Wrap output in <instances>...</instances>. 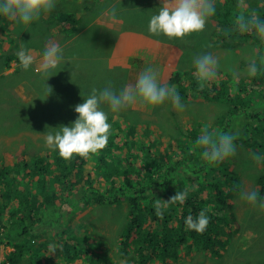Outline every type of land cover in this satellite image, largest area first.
I'll use <instances>...</instances> for the list:
<instances>
[{
	"label": "rangeland",
	"instance_id": "1",
	"mask_svg": "<svg viewBox=\"0 0 264 264\" xmlns=\"http://www.w3.org/2000/svg\"><path fill=\"white\" fill-rule=\"evenodd\" d=\"M105 1L107 6L105 8L99 6L94 18L85 25H83L84 21H81L79 30L70 33L72 36L67 40L62 38L63 26L52 27L48 30L50 34L43 32L38 27L43 20V14L38 21L28 26L0 16V18H4V20L0 19V43L4 44L3 47H0V162H5L8 167L18 169L24 165V159L29 164L38 157H46L45 154H51L53 150L45 144L46 134L49 131L59 130L60 126H71L78 118V114L74 111L75 106L84 102L92 88L103 89L111 83L113 89L118 93L126 84L135 83L139 73L149 66L157 71L158 81L168 87L174 85L179 96L183 93H180L179 89L187 87L183 93L184 101H181L184 105L182 111L175 109L171 101H165L158 107H149L137 102L121 110L116 116L113 114L114 119H110L112 112L107 105H102V107L108 113V122L112 128L114 121H120L128 130H135V122L139 123V129L151 125L154 129L151 138L155 135L162 137L158 146L163 153H166L165 149L172 139L170 134L176 131L178 121L183 123L199 118L203 119L199 121L202 123L201 125L210 123V126L213 125L217 130L222 129L218 119L225 110L223 108L217 110L216 106L219 105L213 103V100L209 101V99L201 97L197 88H189V85L199 87L194 75L193 61L196 56L210 52L219 61L218 72L236 73L244 76H249L248 69L251 63L259 62L260 57L264 60V55L260 56L264 53V41L257 35L255 38L248 39L247 42H240L235 50L224 47L223 44L214 45L211 40L213 34L211 31H214L216 21L209 18L204 31L193 33L184 39H168L163 35L153 36L149 34V31L147 33V31L135 28L136 26L148 29L149 23L143 19H128L127 25H133V29L127 28L125 19L117 15L114 21H110L108 13L114 6L113 3L120 0H114L113 3L109 0ZM128 1L123 0L124 9H130ZM218 1L225 3L231 0H213L214 4ZM133 3L132 7L137 12L135 19L139 16L146 17L145 13L148 12L146 7L157 8L156 11L161 7V0H133ZM233 4L235 12L239 11L238 13L245 15L255 12L258 15L256 9L264 7V0H243V6H241V0H234ZM68 8L78 9L82 6L77 0H57L54 9L66 11ZM222 11L225 12V9ZM87 13L92 15L90 11ZM78 14L81 15V12ZM232 21L234 22L235 19L232 18ZM64 26L67 27V25ZM50 40L59 43L63 49V59L60 66L52 70L50 73L52 76L46 81L53 89L46 97L44 94L45 80L38 68L45 44ZM204 42L209 46H204ZM21 45L30 50L36 59V63L27 71L20 67L16 56ZM122 45H124L123 49H121ZM9 56L12 57L8 58ZM257 67L260 69L259 65ZM246 79H241L240 82L251 83V78ZM257 104L264 106V100L257 99ZM119 114L123 117L117 118ZM185 137L182 138L183 141L188 139V136ZM118 142L123 143L120 137L115 141V143ZM235 144V156L224 160L228 164L229 171L233 172L234 165L237 169L242 166L244 170L239 171L241 176L240 191H256L259 200H264L260 195V183L258 182V177L263 172L261 163H264V159L261 160V163H257L253 159V154H259L261 157H264V154L261 153V150L255 151L247 146L243 147L238 138ZM261 144L262 142L255 146L260 149ZM171 145L169 149L171 160L169 161L167 155L160 153L158 162L168 160L169 168L173 166L171 163L183 164L179 169L180 174L185 175L183 177L195 173L202 166V163L197 164L204 160L202 148L196 147L190 141L182 147L178 142L176 144L173 142ZM108 146L109 144L106 147ZM113 149V156H107L110 161H116V157L119 155L127 157L128 153L123 147L114 145ZM100 153L101 151L98 154H90V157L85 159L86 173L73 179V184L70 187L73 195L72 200L66 197L68 195H63V185L57 186L56 190L50 194L54 206L62 205L63 217L46 215L45 212L40 211V208L31 206L33 202L31 200H29L30 204L17 202L14 205L6 206L5 198L8 196L3 198L0 193V209L4 211L0 232L5 231V224L11 223L12 219H19L24 214H28V229L24 235H27V238L32 242L35 239V243H38L37 249L42 248L40 239L45 242L43 249L46 255L43 258L39 255L40 264H125L129 256L123 254L125 250L121 244L125 242L123 231L125 223L123 222L127 221L126 211L129 203L126 199L113 205H101L97 201L86 202L88 195L96 200L95 194L90 188L91 183L103 184V179H105L101 175L98 179L89 182L86 180L88 171L98 166L101 159ZM135 153L138 157L135 158L134 164L145 169L147 164L143 161L144 154L138 144ZM177 160H180V163H176ZM158 162L151 164L157 166ZM51 167V173L62 174L57 165ZM105 170V167L101 168V172ZM75 171L77 172V169ZM196 174L199 177L206 175L203 170H198ZM72 176L69 177V181ZM20 180L22 186L38 182V179L20 178ZM46 180H49L48 174ZM116 184L119 186L120 182ZM193 184L194 187H197L195 182ZM234 190L237 191V188ZM34 192L38 200H43L45 195L38 188ZM77 197L82 198L78 199ZM232 198L233 202L234 199H237L232 204L235 205L239 226L238 228L235 226L237 230L232 234V238H226L222 246L226 250L220 247L218 254H210V249L198 251L199 246H196V242L188 252L182 249L179 257L164 258L162 264H264V209L259 207V200L254 206L242 199L241 196L237 197L236 192L235 197ZM17 204L21 205L16 206ZM13 207H16L15 211ZM178 209L177 205L173 206V218L177 217L176 210ZM34 229L35 232H39L36 238L32 234ZM224 234L228 236V229ZM83 236H87L88 242L93 245L88 246V242L76 241L77 237L82 240ZM62 238L73 239L70 241L73 242L70 243L72 245L65 246ZM4 241L0 242V264L5 259V255L13 250V247ZM126 251L136 255L132 248H127ZM36 255L33 253L32 257L34 258ZM160 258L162 257H157L149 264H158L162 260ZM30 262L32 261L25 259L23 264Z\"/></svg>",
	"mask_w": 264,
	"mask_h": 264
},
{
	"label": "trees",
	"instance_id": "2",
	"mask_svg": "<svg viewBox=\"0 0 264 264\" xmlns=\"http://www.w3.org/2000/svg\"><path fill=\"white\" fill-rule=\"evenodd\" d=\"M77 1L81 4L82 8H68L66 11H56L53 9L52 12L43 14V20L38 27L43 32L50 34L48 30L52 27L57 26L60 28V26H63L62 33L64 32V34L62 38L63 40H67L72 36L70 33L79 30L81 21H84L83 25H85L94 18V14L99 6L102 8L107 6L105 0ZM233 1L225 3L221 1L216 2V14L210 17V19L216 21L214 24L215 31L211 38L212 43L217 46L218 44H223L224 47L235 50L240 42H247L248 39L255 38L256 34L254 31L240 34L235 30L232 18L236 19V16L242 13H238L239 11L235 12ZM109 2L113 3L114 0H109ZM97 4L99 5L97 6ZM102 4L104 5L102 6ZM113 4V7L116 9V15L125 19L127 28H134L133 25H127L128 19H143L149 23L151 16L158 14L157 8L146 7L148 10L145 13L146 17L139 16L135 19L137 12L132 7L134 5L133 0L128 1L130 9H124L123 0ZM222 9H225V12ZM88 11L91 12V16L87 13ZM256 11L260 20L264 21V7L256 9ZM79 12H81V15L78 14ZM0 19L4 20L3 17ZM64 25H67V27ZM135 28L147 31L148 33V29L145 27L135 26ZM203 44L204 46H209L206 42ZM2 46L0 43V47ZM263 55L264 53L260 54V56ZM10 57L12 56L8 58ZM262 60L263 58L260 57L259 62L256 61L259 67ZM221 69L224 70L223 68ZM246 78H251V83L248 81L240 82L241 79L247 80ZM189 86L191 89L197 88L201 97L207 98L209 101L213 100V103L218 104L219 106H216L217 110L220 108L225 110L219 115L218 119L222 129L217 130L213 125L210 126V123L201 125L202 123L199 121L203 119L199 118L183 123L178 121L176 123V131L170 134L172 139L169 142H174L175 144L178 142L180 147L189 141L195 144L203 128L208 127L209 131L217 130L224 132L223 130H225L229 133H235L243 147L247 146L255 151L261 150V153L264 154V106L257 104V99L264 100V69H260V72H257L254 76L218 72L216 79L209 82L202 90L196 86ZM186 90L187 87L184 86L181 90L179 89V92L184 93ZM183 93L180 95L182 102L184 101ZM113 114H111L110 119H114ZM116 115L114 114V116ZM122 117L119 114L117 118ZM135 123V130H128L124 128L120 121L113 122V128L111 127L110 129L109 146L100 150L99 156L101 159L98 166L89 170L88 177L86 178L88 182L100 178L101 175L105 178L103 179V184L91 183L90 188L93 190L96 200H93L88 195L86 202L97 201L101 205H113L126 199L127 203H129L126 211L127 221L123 228L125 242L121 244V247L125 250L123 254L129 256L125 264H149L160 256L162 260L158 264H162L164 258H169L170 256L179 257L182 249L188 252L189 249L194 247V243L196 242V246H199L198 251H208L210 249V254L220 253L219 248H222L226 238H232V234L239 226L235 205L232 204L237 199H234L233 202L232 197H235V192L237 193V197L241 196L239 189L241 176L239 171L244 170V168L239 166L237 169L234 165L233 172H230L227 162L222 161L218 164H210L204 159L197 163L198 165L202 163V166L196 172L203 170L206 173L205 177H199L196 172L183 177L185 175L179 172L183 164L171 163L173 166L169 168L168 160L158 162L160 153L167 155L169 161L171 160L172 157L169 155L171 143L166 147V153H163L158 146L162 137L155 135L151 138L154 130L152 126L148 125L139 129V123ZM185 136H188V139L183 141L182 138H186ZM118 137L123 141L122 144L120 142L115 143ZM260 142L262 144L260 145V149H258L255 145H258ZM136 143L144 154L143 161L147 164L145 169L140 165L134 164L135 158L138 157L137 153H135ZM114 145L123 147L128 153L126 154L127 157L119 155L116 157V161H110L107 156H113ZM45 155L47 156L38 157L29 164L24 159V165L18 169L16 167L10 168L5 162H0V193L3 198L8 196L5 198L6 206L14 205L17 202L28 204L29 200H31L33 201L31 206L34 205L40 208L41 210H39L45 212L46 215L63 217L62 205L54 206L50 194L56 190L57 186L63 185V195H68L66 197L72 200L73 195L70 187L73 184L74 178L80 176L82 173L83 175L86 173V160L76 156L71 161H65L59 156L58 151L54 150L51 154ZM49 156L50 159H48ZM191 157L193 158L194 156L192 155ZM184 160L186 161V159ZM152 162H158V165H152ZM176 163H180V160H177ZM52 165H57L62 174L56 175V173H51L50 169ZM102 167L106 168L104 172H101ZM76 169L77 172L75 171ZM261 170L263 172L259 175L258 182L261 185L260 195L264 199V163H261ZM47 174L49 175V180H46ZM70 176H72L71 181H69ZM20 178L26 180L38 179V182L22 186ZM117 182H120L119 186H117ZM194 182L197 187H194ZM37 188L45 195L43 200H38L34 192ZM236 188L237 191L234 190ZM184 190H188V198L185 203L170 204L164 210L162 218L157 216L154 207L157 199L168 201L178 191ZM77 198L80 199L82 197ZM20 205L17 204L16 206ZM174 205L179 207L176 210V218H173ZM13 208L15 211L16 207ZM202 209H210L207 212L210 218L207 230L203 234H198L194 230H187L185 227L187 216L192 215L195 219ZM3 212L0 209V224H3ZM28 217V214H24L19 219H12L11 223L5 224V231L0 232V242L5 240L4 242L7 245L13 247V250L5 255V259L1 264H23L25 259L32 261L26 264H40L39 255L41 258L45 257L46 252L43 249L45 242L40 239L42 248L37 249L38 243H35V239L32 242V240L27 238V235H24L28 229ZM226 229H228V236L224 234ZM38 233L34 229L32 233L33 237L36 238ZM83 238L80 240V237H77L76 241L87 243L88 237L83 236ZM62 240L65 246L67 244L72 245L70 243H73L70 242L73 239L62 238ZM87 245L91 246L93 244L88 242ZM127 248H132L137 256L127 252ZM222 249L226 250V248ZM33 253L37 254L34 258L32 257Z\"/></svg>",
	"mask_w": 264,
	"mask_h": 264
},
{
	"label": "clouds",
	"instance_id": "3",
	"mask_svg": "<svg viewBox=\"0 0 264 264\" xmlns=\"http://www.w3.org/2000/svg\"><path fill=\"white\" fill-rule=\"evenodd\" d=\"M56 2L57 0H0V16L28 26L38 21L42 14L52 12ZM215 14L216 6L213 0H161L158 14H153L149 20L148 31L153 36L163 35L168 39H184L193 33L204 31L209 18ZM108 18L110 21L116 19L115 7L110 9ZM234 25L235 30L240 34L254 31L264 41V21H261L255 12L247 15L239 14ZM16 56L20 67L25 71L36 63L34 55L23 45ZM62 59L63 49L59 43L55 40L47 41L38 68L45 80L46 97L53 91L46 81L52 76L50 75L52 70L60 66ZM193 63L194 75L202 90L209 82L216 79L219 61L210 52H205L196 56ZM260 69H264V60L261 61ZM260 69L255 62L251 63L248 69L249 76L256 75ZM165 101H171L173 107L179 111L184 108L176 87L161 84L158 81L157 71L151 66L146 67L139 73L135 83L126 84L118 93L111 83L103 89L92 88L84 102L74 108L78 118L71 126H60L59 130L49 131L45 136V144L48 148L58 151L59 156L65 161H71L76 156L89 158L90 154H98L100 150L106 148L111 134L108 113L103 110L102 105H107L112 113L118 114L137 102L149 107H158ZM236 139L235 133L209 131L208 127H204L195 141V146L203 149L202 157L210 164H218L235 156ZM253 159L260 163L264 157L253 154ZM187 198L188 190H184L178 191L168 201L157 199L154 204L157 216L162 218L164 210L170 204H183ZM241 198L254 206L259 200L256 191L241 192ZM259 207L264 209V200H259ZM208 211L210 209H202L195 219L192 215H188L185 219L186 229L203 234L210 223Z\"/></svg>",
	"mask_w": 264,
	"mask_h": 264
},
{
	"label": "bare ground",
	"instance_id": "4",
	"mask_svg": "<svg viewBox=\"0 0 264 264\" xmlns=\"http://www.w3.org/2000/svg\"><path fill=\"white\" fill-rule=\"evenodd\" d=\"M123 19V18H122ZM119 25H120V23H119ZM119 25H117V26H119ZM11 27V26H10ZM215 31V30H214ZM213 30L211 31L212 33L214 32ZM9 33V32H8ZM11 33V32H10ZM77 35V34H76ZM75 35V36H76ZM211 35V34H210ZM3 36V35H2ZM1 36V37H2ZM211 37V36H210ZM4 40V39H3ZM237 40V39H236ZM2 41V40H1ZM164 42V41H163ZM9 43V42H8ZM120 43V42H119ZM160 43V42H159ZM231 43H233V42H231ZM10 44V43H9ZM4 45V44H3ZM121 45V44H120ZM3 47V46H2ZM6 47V46H5ZM4 47V48H5ZM124 48V45H122L121 46V49H123ZM6 53H8V52H6ZM111 55H113V54H111ZM5 59V58H4ZM113 59V58H112ZM10 60V59H9ZM108 61V60H107ZM17 63V62H16ZM15 66V65H14ZM9 67V66H8ZM18 68V67H17ZM1 71V70H0ZM9 71V70H8ZM12 72V71H11ZM15 72V71H14ZM5 73H6V71H5ZM170 78V77H169ZM184 81V80H183ZM164 82V81H163ZM180 82H182V81H180ZM162 83V82H161ZM31 98V97H30ZM130 174H131V172H130ZM142 178V177H141ZM145 179V178H144ZM137 187V186H136ZM134 191V190H133ZM162 191V190H161ZM143 195V194H142ZM158 196V195H157ZM164 197V196H163ZM150 198V197H149ZM165 200H166V198H165ZM144 204V203H143ZM142 207H143V205H142ZM115 208V207H114ZM144 209V208H143ZM147 213V212H146ZM147 215H148V213H147ZM146 215V216H147ZM126 222V221H125ZM125 222H123V223H125ZM91 223V222H90ZM99 225V224H98ZM144 225V224H143ZM143 227V226H142ZM149 227V226H148ZM78 229V228H77ZM82 229V228H81ZM90 229V228H89ZM121 229V228H120ZM119 229V230H120ZM142 229V228H141ZM91 230V229H90ZM83 231H84V229H83ZM141 231V230H140ZM81 232V231H80ZM142 232V231H141ZM150 232V231H149ZM96 233H97V231H96ZM81 234H83V233H81ZM95 234V233H94ZM135 234V233H134ZM132 235V234H131ZM140 235H141V233H140ZM131 244V243H130ZM172 249V248H171ZM190 255V254H189ZM131 262V261H130ZM132 264V263H131ZM137 264V263H136Z\"/></svg>",
	"mask_w": 264,
	"mask_h": 264
}]
</instances>
